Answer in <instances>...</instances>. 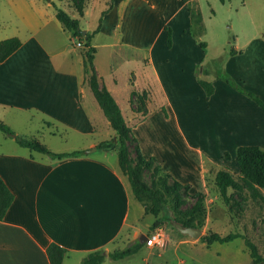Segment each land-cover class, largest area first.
<instances>
[{"label": "crops", "instance_id": "0c3cea01", "mask_svg": "<svg viewBox=\"0 0 264 264\" xmlns=\"http://www.w3.org/2000/svg\"><path fill=\"white\" fill-rule=\"evenodd\" d=\"M6 1L16 5L22 0ZM191 1L194 0H111L91 44L96 47L94 64L99 81L118 102L144 156L156 157L170 179L187 185L191 194H208L207 171L213 167L217 172L223 167L210 154L203 160L202 149L191 142L180 126L170 129L166 125L171 118L164 112L170 109L175 113L176 108H186L190 93L210 104L230 98L252 111L255 131L248 120L233 121V129L248 136L258 130L264 115L254 100L236 89L215 88L207 96L199 82L205 79L201 72L182 71L186 73L181 78L158 70L161 59L166 60L165 66L171 59L176 32L182 48L190 47V37L185 34L192 21L188 6ZM195 1L202 10L204 0ZM28 6L29 11L22 13V17L19 15L21 23L17 24L18 29L25 31L14 35L20 37L22 44L0 64V121L19 134L35 136L54 152L83 149L85 153L53 158L20 145L0 130V174L15 194L7 213L0 219V264H51L47 254L51 242L67 249L62 264H83V258L92 251L104 249L108 253L141 241L148 234L132 220L133 204L138 200L120 169L116 151L97 148L101 140L110 138L112 126L88 82L80 46H74L72 33L58 23L51 0L41 6L35 3ZM50 6L54 8L52 12ZM148 6L157 13L152 19L154 29L149 33L143 25H138L142 9ZM11 21L0 18V24L8 25ZM117 25L122 29L120 36L115 35ZM66 30L72 36L71 41L67 39L69 35H64ZM168 30L173 38L171 45H168ZM103 32L108 36L94 42ZM198 41L200 48L205 47L200 37ZM82 42L85 44V40ZM103 49L107 54L102 55ZM146 49L150 54L147 58L143 53ZM118 60H131L138 67L118 69ZM151 64L154 71H146ZM144 91L148 94L146 110L140 111L138 94ZM154 118H158L161 131L156 150L145 148L141 134V127L150 125ZM105 133L108 138L104 137ZM261 193L264 195L263 188ZM142 206L138 209L141 213L145 212ZM210 218L208 214L207 223ZM191 238H182L179 243L200 242ZM130 256L133 254L120 259L107 256L100 264H121ZM217 256L220 264H231L222 254ZM152 264L213 263L166 258ZM244 264H264V260L256 262L250 257Z\"/></svg>", "mask_w": 264, "mask_h": 264}, {"label": "rangeland", "instance_id": "374dc122", "mask_svg": "<svg viewBox=\"0 0 264 264\" xmlns=\"http://www.w3.org/2000/svg\"><path fill=\"white\" fill-rule=\"evenodd\" d=\"M46 1L48 0H22L16 5H12L6 0H0V18L5 17L12 20L8 25L6 23L0 24V36L6 38L24 32L25 28H17V24L21 23L19 15L21 14L22 17V13L29 11L27 10L30 8L28 5H34L35 3L41 6ZM51 1L68 11L72 16L77 17L80 27L90 32L98 27L103 11L111 2V0ZM80 7L82 8L81 11H79ZM49 9L51 12L54 10L52 6ZM201 12L202 24H195L192 20L190 21L191 26L188 25L186 29L187 34L185 35L190 37V47L188 49L182 48L181 40H179L176 32V46L171 52V59L166 66L163 65L166 60L161 59L158 62V70L178 74L183 78V74L186 72L182 73V71L192 69L197 73H203L204 78L212 82L218 91H222L223 87L224 89L228 87L236 89L223 77V75H227L245 89L254 91L256 86L255 90L262 92L263 96L257 94L264 100V0H204ZM28 13L32 15V12ZM156 14L151 6L143 8L139 17V27L143 25L148 33L150 30L153 31L152 19ZM201 28L204 31L203 33H200ZM115 32L116 36L121 35L120 25L115 27ZM64 35H69L68 40L72 38L67 30ZM107 36L103 32L96 37L94 42L99 43V38L102 40ZM199 37L206 43L205 47H199ZM72 39H74V46L79 48L77 42L80 39L77 37ZM192 41L195 42V45ZM84 45L80 48L83 49ZM234 47L236 51L232 53L231 50ZM116 51L119 53V50ZM143 53L146 58L150 56L147 49ZM103 54H107L104 49L102 50ZM137 67L131 60L117 61L118 69H137ZM146 71H154L152 64L146 67ZM254 92L256 93V91ZM189 98L190 101L186 108H176L175 113L170 109L167 112L168 114L164 112L166 116L171 118L166 125L170 129H174L175 125L177 128L180 126L181 130L185 131L191 138V142L202 149L203 160L207 159V154L212 155L218 164L220 163L223 168L244 185L242 190L228 189L231 201L227 204L214 182L216 168L212 167L207 171L206 178L209 192L204 195L206 215L204 224L201 227L202 232L206 234L210 231H218L227 234L233 230L238 231L252 240L257 245L260 253L264 255V195L263 197L254 196L252 189L244 184V173L240 170L236 158V150L240 145L256 144L264 149V118L259 123L258 130L252 132L253 136L243 135L238 133L236 128L233 129V121L248 120V122H251L252 130L255 131L256 126H254L252 111L249 107L234 103L230 98L211 104L205 99L197 98L192 93H190ZM257 108L264 115V111L259 106ZM157 119L154 118L150 125L147 123L144 127H141V134L144 136L143 144L146 149L156 150L159 145L157 139L161 131ZM114 134L115 131L112 128L110 138ZM105 136L108 138V133H105ZM78 144L79 141L76 139V146H79ZM143 177L146 182L152 183L154 180L153 169L145 170ZM170 182H172L171 179ZM182 199L181 209L186 210L193 206L197 197L194 193L191 194L188 189H183ZM141 203L144 205L139 200L134 201L132 220L136 221L143 233L149 234L156 228H162L165 234V245H155L153 248H149L145 243L137 254L126 258L121 264L135 262L152 264L154 260L163 261L166 258L171 261L183 258L185 260L196 259L202 262L220 264L218 253L222 254L226 261L231 264H244L250 258L249 249L243 237H238L227 243L215 242L211 246L202 241L201 237L194 238L200 241L196 245L190 243L180 244V239L192 238L180 232L170 219L161 220V223L154 227L157 216L147 212L141 213L140 210L143 207ZM139 208L140 210H138ZM208 214L211 218L207 223ZM125 246L127 245H122V247ZM167 248L169 251L166 253L165 249Z\"/></svg>", "mask_w": 264, "mask_h": 264}, {"label": "trees", "instance_id": "16d2710c", "mask_svg": "<svg viewBox=\"0 0 264 264\" xmlns=\"http://www.w3.org/2000/svg\"><path fill=\"white\" fill-rule=\"evenodd\" d=\"M51 3L56 8V16L62 26L69 30L73 37L85 40L84 48L81 49L83 54L84 71L96 99L115 131V134L111 138L101 140L97 144V148H106L116 151L120 169L122 173L127 176L133 196L144 203L145 212L157 216V221L154 223V227L158 226L161 223V220L170 219L172 221L180 222L185 226L201 228L204 224L206 215L204 204L205 194L202 192L194 193L197 199L193 206L186 210L181 209L183 203L182 190L188 189L187 185L176 180L170 182V175L161 168L156 157L144 156L139 144L136 143V138L132 135V129L127 124L118 102L108 88L101 85L99 81L94 64L96 47L91 44V40L95 32L99 31L100 25H98L93 32L87 31L86 33H83L77 17L72 16L68 11L57 5L55 2L51 1ZM188 6L192 20L195 24L201 25L203 17L198 2L195 0L191 1L188 3ZM81 10L82 8L80 7L79 11ZM171 40V31L168 30V45H171ZM21 44L22 40L18 36L0 39V64L9 55L16 51ZM201 44L202 46L205 45L204 42H201ZM231 51L234 53L236 51L235 47L232 48ZM223 77L238 91L254 100L264 111V100L257 93L243 88L227 75H223ZM199 82L208 96L214 92L215 87L212 82L206 79H199ZM147 96L148 94L146 91L138 94V110H146ZM0 130L7 135L14 137L20 145L33 151L48 154L53 158L79 156L85 153V150L83 149L71 152H54L35 136L19 134L14 131L9 124L2 121H0ZM236 158L240 170L244 173V184L252 189L254 196L263 197L261 188L264 189V149L256 144L240 145L236 150ZM147 169H153L154 180L152 183L146 182L143 177V173ZM214 182L227 204L231 201L228 189L236 188L242 190L244 187V185L225 168H221L216 172ZM14 197V191L0 174V219L4 218L14 200ZM172 211L174 212L173 215ZM200 237L208 246L215 242L227 243L238 237H243L249 249L250 257L256 262L264 260V255L260 253L257 245L247 236L238 231H232L227 234L210 231L206 234H202ZM145 243L146 242L138 240L123 248L111 250L108 253H106L104 249H97L87 254L83 258L82 263L100 264L107 256L112 259L124 258L136 253ZM47 254L51 264H62L67 254V249L56 242H51L47 246Z\"/></svg>", "mask_w": 264, "mask_h": 264}, {"label": "water", "instance_id": "95a60500", "mask_svg": "<svg viewBox=\"0 0 264 264\" xmlns=\"http://www.w3.org/2000/svg\"><path fill=\"white\" fill-rule=\"evenodd\" d=\"M83 33H86V29H82ZM94 149H96V147H94ZM91 150V149H89ZM174 225L177 227V229L182 232L183 234L189 235L193 238H198L200 237L203 232L201 228L195 227V226H185L180 222L177 221H173ZM147 235H143L140 240L141 242H144L147 240Z\"/></svg>", "mask_w": 264, "mask_h": 264}, {"label": "built area", "instance_id": "2783aa9c", "mask_svg": "<svg viewBox=\"0 0 264 264\" xmlns=\"http://www.w3.org/2000/svg\"><path fill=\"white\" fill-rule=\"evenodd\" d=\"M77 45L82 46L83 45L82 41L79 40L77 42ZM147 237L148 238L145 242L150 246H154V245L164 246L165 245V234L162 228H156L152 230L147 235Z\"/></svg>", "mask_w": 264, "mask_h": 264}]
</instances>
